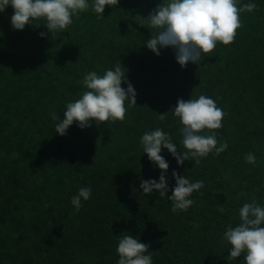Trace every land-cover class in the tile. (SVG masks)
I'll return each instance as SVG.
<instances>
[{
  "label": "trees",
  "instance_id": "obj_1",
  "mask_svg": "<svg viewBox=\"0 0 264 264\" xmlns=\"http://www.w3.org/2000/svg\"><path fill=\"white\" fill-rule=\"evenodd\" d=\"M164 2L119 0L103 18L89 7L53 34L43 18L14 30L11 5L0 12V264H117L119 239L128 234L149 245L153 264H243V254L226 259L231 245L223 235L240 222L244 203L264 206V0H238L258 7L240 14L234 42H218L185 67L174 49L157 56L146 46L157 33L146 18ZM118 60L137 106L126 101L123 121L92 120L84 129L74 121L66 135L56 133L51 113L62 120L66 104L87 90L84 75H103ZM200 95L226 113L222 128L201 134L214 131L228 148L183 165L162 148L166 196L173 170L204 183L187 211L173 213L167 197L140 187L161 174L140 140L161 128L186 151L173 108ZM249 152L255 165L244 159ZM81 187L92 193L77 211L71 199Z\"/></svg>",
  "mask_w": 264,
  "mask_h": 264
},
{
  "label": "clouds",
  "instance_id": "obj_2",
  "mask_svg": "<svg viewBox=\"0 0 264 264\" xmlns=\"http://www.w3.org/2000/svg\"><path fill=\"white\" fill-rule=\"evenodd\" d=\"M119 0H94L89 5L88 0H0V12L11 5L13 15L10 18L14 30H23L26 25L43 18L44 26L52 34L64 31L73 23V17L91 9L103 18L105 7L118 5ZM238 0H167L153 9L146 20L152 28L157 29L156 35L146 42V46L155 55H160V49L172 48L175 50L176 61L185 67L189 62L198 64L202 54L213 52L217 43L229 45L234 42L237 30L241 28L240 14L253 12L257 9L255 3L237 6ZM43 37L45 33H40ZM127 83V88L121 85ZM82 84L84 91L80 98L68 102L61 120L57 113H51L53 121H57L55 132L61 136L67 134L68 128L75 122L78 127H89V121L104 123L109 120L123 121L126 116V101L131 106L136 104V92L133 85L126 80V73L118 60L114 69H108L103 75L90 71L84 75ZM167 113L158 114L164 120ZM173 115L182 125V144L186 151L180 152L172 142V137L161 128L146 131L140 140L143 153L161 170L159 181L155 179L141 180L140 187L143 193L159 192L160 198L167 197L171 201L173 213L187 211L194 203L189 197L194 191L204 187L202 180L191 182L189 178L179 175L175 170L172 176L175 187L172 195L166 196L169 191L166 174L168 162L161 155L162 148L167 149L176 159L178 165L185 160L200 163V159L210 153L219 155L228 148V142L218 141L215 132L209 135L201 134L205 129L217 130L222 128V120L226 113L219 108L216 102L205 95L197 99L183 98L177 100L173 108ZM219 145V146H218ZM249 164L255 165L256 156L249 152L244 157ZM92 193L90 187H81L78 194L73 196L71 204L79 211L81 200L87 201ZM202 194V193H201ZM239 223L236 226L229 224L224 232L223 239L231 248L227 260H234L244 255L243 264H264V206L252 202L244 203L239 209ZM119 254L117 264H153V252L149 245L140 242L132 235H121L116 249ZM156 253V252H155Z\"/></svg>",
  "mask_w": 264,
  "mask_h": 264
}]
</instances>
